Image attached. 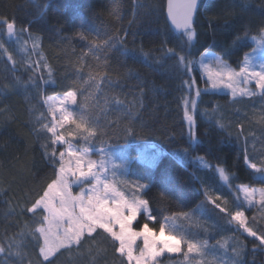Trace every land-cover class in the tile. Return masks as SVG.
<instances>
[{
	"label": "trees",
	"instance_id": "obj_1",
	"mask_svg": "<svg viewBox=\"0 0 264 264\" xmlns=\"http://www.w3.org/2000/svg\"><path fill=\"white\" fill-rule=\"evenodd\" d=\"M135 4V21L126 32V46L134 55L109 54V68L103 71L116 87L97 91L85 108L80 107L84 98L77 82L86 78L89 65L96 60L90 53L84 55L93 42L84 28L101 1L0 0V44L12 57L9 60L0 49V247L5 249L0 253V264H48L38 255L42 239L32 235L43 212L37 210L34 215L26 208L42 194L54 173L42 147L50 145L51 136L40 131L42 123L51 122L44 100L63 96L68 90L77 93L73 118L77 123L83 118L85 126L91 124L93 135L83 140L76 125L70 123L62 132L65 139L80 151L103 148L112 152L120 163H130V182L147 186L141 197L148 200L157 220L141 214L136 230L147 223L159 233L163 218L173 217L169 224L195 241L217 244L223 237L239 238L244 248L242 264H264V249L254 250L253 239L242 235L236 224L228 222L227 213L214 206L220 204L234 212L239 204L247 225L264 232L262 218H257L260 213L248 210L238 191L242 185L264 188V174L248 166L255 163L264 167V97L236 101L229 95L202 91L194 113L195 143L187 135L181 104V97L191 94L182 84L189 76L199 89H208L197 64L202 53L220 55L238 70L245 54L255 50L254 40L263 35L264 0H202L192 44L170 27L167 0H136ZM3 20L14 22L19 35L10 37ZM34 37L38 38L36 48ZM162 48L186 55L193 62V71L186 72L178 65L177 56H165ZM30 77L38 86L32 85ZM113 96L130 110V119L124 110H116ZM218 124L224 125L223 129ZM125 127L137 134L120 131ZM54 147L58 155L62 147ZM185 148L188 155H184ZM47 151L51 153L52 147ZM197 157L213 167L204 168ZM214 168H223L228 179H222ZM180 213H187V218ZM222 221L226 222V232ZM93 237L86 235L83 243L70 250L60 249L51 264H128L126 257L114 251L103 230L98 229ZM10 243L19 246L11 252L19 251L21 256L10 254ZM182 246L181 255L166 257L158 264H185L189 261L184 257L187 246Z\"/></svg>",
	"mask_w": 264,
	"mask_h": 264
},
{
	"label": "snow or ice",
	"instance_id": "obj_2",
	"mask_svg": "<svg viewBox=\"0 0 264 264\" xmlns=\"http://www.w3.org/2000/svg\"><path fill=\"white\" fill-rule=\"evenodd\" d=\"M198 0H167V18L177 31H180L182 37H186L188 44L196 38V32L193 27L194 14L197 10ZM2 23L6 25V31L9 36H18L15 31L14 22L3 20ZM23 31V30H21ZM264 34V29H261ZM126 35H121L120 32H114L104 37L97 36L99 43L91 42L87 46V52L84 55L91 54L95 58L96 63L89 65L86 78L80 79L77 83L79 85L80 95L83 96V102L80 107H88L89 100L95 97L97 91H103L105 88L112 90L116 87V82L113 81L104 69L109 68L108 59L109 54L113 51H118L121 56L133 54L126 46ZM81 39H84L81 34ZM38 45V38H33V48ZM0 49H3L4 54L8 55V59L12 57L4 49L3 44H0ZM161 51L165 56H177V63L182 66L188 73L193 71V62L188 59L186 55H177L173 48H162ZM99 54V55H98ZM210 54L206 51L201 54L200 64L205 70L207 76L206 83L210 84L211 89L226 88L230 90L231 95L236 97L240 96H256L259 94L264 97V63L259 64V70L253 67L249 62V57L252 53L245 54L243 62L240 64L239 69L236 70L222 61L220 57H216L214 61L209 60L205 63L204 57ZM145 58L148 53H143ZM209 64L216 66V71L208 68ZM82 71V69L80 70ZM51 76V70H49ZM33 86H38L36 80L30 77ZM48 83V81H44ZM195 79L189 76V79L183 81L182 84L186 85V92L190 93L195 86ZM255 84L253 91L248 87L250 84ZM244 85L241 87V85ZM86 86V87H85ZM208 89H195V96L199 97L202 91ZM57 97H48L45 103L48 104L52 120L49 124H41L40 131L50 133V145H42L45 148V156L48 161L54 165L53 178L47 183L43 189L42 194H37V198L26 208L28 213L35 215L37 210H41L43 215L36 221L37 227L33 230L32 235L38 241L42 239L43 243L39 245V256L43 257L44 261L51 264L49 256L54 251H59L61 248L70 250L74 245H80L84 242L87 235L88 239H93V233L97 229L103 230L111 238V243L114 251L121 256L126 257L128 264H155L158 257L165 252L180 253L182 245L187 246V251L184 252L185 260L189 259L190 253L198 255H205L209 250L207 241H195L188 237L182 231H176L174 226L169 224L173 217H164L163 221L159 223V233L154 232L147 223L143 224L141 230H134L132 222L137 219L141 212L144 213L147 219L157 220V217L152 214L149 208V202L146 199L138 198L133 195L131 199H126L124 194L116 191L109 183L106 175H102L100 171L94 169L106 170V163L110 161L111 154L106 153L103 148L99 149L102 153L98 161H93L91 150L85 149L80 151L70 141L65 139L62 133H58L57 129L63 128L66 122H71L76 125L77 131L80 133L81 138L88 141L93 132L89 131L92 126L87 124L83 118L79 123L70 114L69 105H75L77 101V93L68 90L64 93L62 98H59V103L63 105L60 109L55 107ZM106 99V103H108ZM111 102L115 104L116 110H124V114L131 118L130 110H126L123 102L115 96L111 98ZM182 104V119L187 125V135L190 140L195 143L198 138L195 134V110L197 108V101L189 99L187 95L181 97ZM57 111L60 112L57 118ZM264 118V117H262ZM96 126L100 127L99 122ZM108 125H104L107 127ZM223 129L224 125L218 124ZM120 131L125 134L132 133L130 128H122ZM87 133V135H84ZM71 135V133H70ZM64 144L67 148L60 151L57 155L55 145ZM48 147H52L51 153L47 151ZM184 155L189 154V150H183ZM199 162L204 168L213 167L208 165L203 157H197ZM245 162H249L247 151L244 152ZM115 167H120L112 161ZM249 167L257 172L264 174V167H257L255 163H250ZM86 169V170H85ZM218 171L220 177L227 180L228 177L223 168H214ZM79 186L80 191L73 193V186ZM85 185L88 187L85 188ZM143 187L146 192L147 187ZM238 191L243 193V201L248 205H253L257 202L264 206V188L256 189L250 188L247 185H242ZM222 213H227L230 217L229 223H235L238 229H242L243 233L253 238L254 250L256 248L264 249V232H257L247 225L245 213L239 210L240 205L237 204V209L234 212H229L226 208L221 207L220 204L214 205ZM199 208V206H198ZM25 211V209H22ZM181 216L187 218V213H180ZM118 226V230H117ZM138 238H142V247L136 244ZM259 243L256 244L255 242ZM13 247L17 245L9 244L10 254L21 256L19 251L11 252ZM215 246H212L214 248ZM243 248V244H241ZM138 249L139 254L134 255V251ZM5 252L3 247H0V253ZM235 259L221 258L219 264H242L239 257L242 252L233 249ZM43 264V261L41 262Z\"/></svg>",
	"mask_w": 264,
	"mask_h": 264
},
{
	"label": "rangeland",
	"instance_id": "obj_3",
	"mask_svg": "<svg viewBox=\"0 0 264 264\" xmlns=\"http://www.w3.org/2000/svg\"><path fill=\"white\" fill-rule=\"evenodd\" d=\"M101 1V5L99 7V10L97 13H95L92 18L90 19L88 25L84 28L85 33L88 36V39L90 41H97L99 42V40L97 39V36L99 35V37H104L106 34L110 35L113 34L114 32H120V34H124L127 32L128 27L135 21V2L136 0H100ZM50 3H48L49 5ZM254 44H255V50L252 52V55L249 57V62L253 67H256L257 70H259V64L264 63V34L259 37L256 38L254 40ZM210 55L207 57H204L205 63H207L209 60L214 61L216 57H220L221 60L223 61L222 57L220 55H217L215 53L212 52H208ZM200 60L198 61V69L202 74V77L205 81H207V76L205 74V70L204 68L201 66L200 64ZM208 68L212 71H216V66L214 64H209ZM244 85L242 84L241 87H243ZM249 88H251L253 91H259L255 89V84H250L248 85ZM198 88L196 86H194V89L191 91V94L189 95V99H195L198 103L199 97L195 96V89ZM208 91L212 92V93H218V94H225V95H229L232 100H240L243 98H247V99H251L254 98L256 96H260L259 94H257L256 96H240L237 95L236 97H233L231 95L230 90L226 89V88H219V89H211L210 84H208ZM53 97H57V101L55 103V107L57 109H60L61 107H63V105H61L59 103V98H62L63 96H53ZM47 99V98H46ZM45 99V100H46ZM44 100V104L47 110V113L50 117V120H52V116L50 114L49 108H48V104L45 103ZM74 105H69L70 108V114L73 115L72 113V109H73ZM196 111V110H195ZM57 118H59L60 116V112L57 111L56 113ZM71 122H66L64 124L63 128H59L57 129L58 133H62L63 130L68 127L70 125ZM59 146L62 147L61 151H64L67 148V145L64 144H57ZM106 153H110L111 154V160L108 161L106 163V170H99V169H94V171H100L102 175H106L109 179V183L112 185V187H114L116 189V191L121 192L124 194L126 199H131L133 197V195L137 196L138 198H142L141 194L144 192L143 187H141L142 185L139 184H133L132 182H130V180L128 179V174L130 172V163H120L119 161H117L116 157L114 156L115 154H113L112 152H107L105 150ZM102 153L100 151H95V152H91V156L90 158L93 161H98L100 158V155ZM112 161L115 162L116 165H119L120 167H115L114 164L112 163ZM86 170V169H85ZM146 186V185H143ZM88 186L85 185V188H87ZM147 187V186H146ZM80 191L79 186H73V193H77ZM144 214L143 212L140 213ZM140 215H138L137 219L134 220L132 222V227L134 230L135 229V224L138 221ZM98 230V229H97ZM117 230H118V226H117ZM139 231V230H137ZM158 234V233H157ZM216 239H212V241H215ZM136 244L139 245L140 247H142V238H138L136 241ZM186 246V245H184ZM62 249V248H61ZM183 246H182V251L180 253H172L169 254L167 252H165L163 255H161L160 257L157 258L155 264H158L162 259L166 258V257H177L179 255L182 254L183 252ZM57 251H54L53 254H51L49 256V260H52L55 253ZM139 251L138 249H136L134 251V255H138ZM192 256L190 255L189 258H191ZM134 264V262H133ZM171 264H175V263H171ZM181 264V263H180ZM185 264H188V262ZM190 264H208L205 260L200 259L198 261H193Z\"/></svg>",
	"mask_w": 264,
	"mask_h": 264
},
{
	"label": "crops",
	"instance_id": "obj_4",
	"mask_svg": "<svg viewBox=\"0 0 264 264\" xmlns=\"http://www.w3.org/2000/svg\"><path fill=\"white\" fill-rule=\"evenodd\" d=\"M249 164L250 163H248V166H249ZM256 189H260V188H256ZM239 193H240L241 202L245 205V207L248 210L257 209V212L260 213V216H258L257 218H262V222L261 223L264 226V206H262V205H260L258 203V196L256 198V200H257L256 203H254L253 205H248L246 202L243 201V193L240 192V191H239ZM210 222H211V220H210ZM247 222H248V220H247ZM222 223L224 224V226H223L224 227V232H226L228 230L227 227H226V222L222 221ZM254 225L258 226V224H256V222H254ZM236 228L238 229V227H236ZM238 230H242V229H238ZM241 233H242V235H246L247 236L246 233H243V230H242ZM227 234H228V232H227ZM247 237H249V236H247ZM217 238H219V237H217ZM233 239H234L233 237H232V239L227 238V237H223L222 239H219V240L216 241L217 244H210V242L207 241V243L209 245V250L207 251V254L198 255L196 253H190V255L192 257L189 258V261H187L188 264H190L193 261H198L200 259L205 260L208 264H219V261H220L221 258H224V259H235L236 257H235V253L233 252V249H236L237 251H241L242 252L244 250V248H241V244H243V243H242V241L239 238H235L234 240ZM250 239H253V238L250 237ZM193 240H197V239H193ZM212 246H215V247L212 248ZM239 259H240V257H239Z\"/></svg>",
	"mask_w": 264,
	"mask_h": 264
},
{
	"label": "water",
	"instance_id": "obj_5",
	"mask_svg": "<svg viewBox=\"0 0 264 264\" xmlns=\"http://www.w3.org/2000/svg\"><path fill=\"white\" fill-rule=\"evenodd\" d=\"M201 2H202V0H198L197 10H196V12H195V14H194V19H193V27L195 26V22H196V18H197V15H198V12H199V9H200V6H201ZM167 19H168V18H167ZM168 23H169L170 27L172 28V30H173L175 33H177V34H181L180 31H177L174 27L171 26V23H170L169 20H168ZM10 37H12V36H10Z\"/></svg>",
	"mask_w": 264,
	"mask_h": 264
},
{
	"label": "bare ground",
	"instance_id": "obj_6",
	"mask_svg": "<svg viewBox=\"0 0 264 264\" xmlns=\"http://www.w3.org/2000/svg\"><path fill=\"white\" fill-rule=\"evenodd\" d=\"M88 37V36H87Z\"/></svg>",
	"mask_w": 264,
	"mask_h": 264
}]
</instances>
